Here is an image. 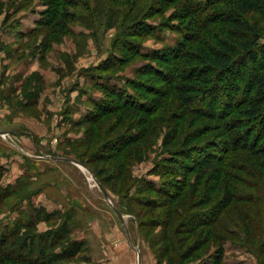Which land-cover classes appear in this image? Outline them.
I'll return each mask as SVG.
<instances>
[{
    "label": "trees",
    "instance_id": "16d2710c",
    "mask_svg": "<svg viewBox=\"0 0 264 264\" xmlns=\"http://www.w3.org/2000/svg\"><path fill=\"white\" fill-rule=\"evenodd\" d=\"M32 1L23 0L21 8ZM38 1L43 8L39 12L40 19L34 30L19 33L21 39L41 28L48 36L55 37L59 23H91L89 15L92 14L97 21L104 17L108 27L125 26L117 34L115 43L119 41L116 43L118 50L126 53L129 59H114L110 54L101 72L121 68L133 58H140L149 65L142 67L136 75L143 74L157 82L153 81L154 89L149 87V78L139 83L136 79L118 77L116 80L123 81L120 87L94 83L112 98V105L117 102L118 106L97 112L96 107L101 108L105 102L97 101L100 104H95L88 122L96 125L98 120L116 109L137 111L143 116L142 120L128 125L125 134L105 143L110 151L102 158L111 160L116 170L122 169L125 156H132V148L135 150L133 157L136 154L139 158L140 153L145 156L144 148L151 137H157L163 127L169 129L163 142L165 157L158 165L161 170L157 173L168 180L156 185L143 181L146 189L162 199L148 202L143 207L152 215L162 209L158 212L157 222L152 225L165 228L161 243L167 246V254L173 253L169 264L192 263L204 254L209 244L217 245V248L207 258L211 259V264H221L225 245L231 243L228 236H238L235 228L226 227L228 222L223 220L224 216L231 220L233 215H241L244 222H237L235 227L246 237L249 235V239L257 231L258 227L254 226L258 224L257 219L262 225L264 46L251 14L257 12L264 16V0H185L188 4H181L179 8L182 12L179 20L185 21L184 26L169 30L181 34L172 45L158 39L159 33L166 30L162 25L148 22L163 9L149 15L142 11L146 6L140 0ZM175 1L160 0L158 5L169 6ZM145 38L156 40L163 48L145 49L137 43ZM95 73L94 77H99V81L114 78L112 75L102 78L100 71ZM156 84H162L164 88H158ZM178 109L184 112L176 113ZM186 116H190L188 120ZM197 120L214 121L215 124L195 127ZM181 126L194 130L183 134ZM108 131L107 125L99 129L102 136L109 134ZM79 163L88 167L103 185L98 178L103 173L93 170L90 162ZM198 208L208 211L194 212ZM39 217L38 211H32L29 216L20 213L19 220L0 228V264H59L65 258L62 252L58 254L55 250L60 248L55 237H45L41 246L36 244L39 236L34 226L41 221ZM23 218L25 221H21Z\"/></svg>",
    "mask_w": 264,
    "mask_h": 264
},
{
    "label": "rangeland",
    "instance_id": "374dc122",
    "mask_svg": "<svg viewBox=\"0 0 264 264\" xmlns=\"http://www.w3.org/2000/svg\"><path fill=\"white\" fill-rule=\"evenodd\" d=\"M13 1L17 3L13 5ZM140 1L146 6L142 11L149 15L163 9L148 21L166 29L159 33V40L172 45L177 37L180 38L181 34L169 30L184 26L185 21L179 20L182 14L179 8L181 4H188L185 0H176L169 6L158 5L160 0ZM22 3L23 0H0V132L8 134L0 135V228L19 220L20 213L29 216L32 211H38L41 221L34 226L39 236L36 244L41 246L45 237H55L60 244L56 252L65 255L59 264H138V253L140 264L171 263L169 257L173 253L167 254V246L161 243L165 228L152 225L162 209L152 215L143 207L162 199L146 189L143 181L156 185L168 180L157 173L165 157L163 142L169 129L163 127L157 137H151L144 148L145 156L140 153L139 158L136 154L133 157L135 150L132 148V156H125L124 167L116 170L111 160L102 158L110 151L105 143L125 134L128 125L142 120V114L116 109L107 116L102 115L96 125L87 119L95 104H100L97 101H105L101 108L96 107L97 112L118 106L117 102L111 104L112 98L96 88L95 82L120 87L123 81L116 80L120 77L141 83L149 77L136 74L149 62L133 58L121 68L101 72L110 54L114 59H129L126 53L118 50L116 43L119 41L115 43L117 34L125 26L108 27L104 17L97 21L89 12L91 23H59L55 37L48 36L41 28L21 39L19 33L28 32L31 25L30 30L35 29L43 9L38 0L24 8H21ZM90 6L94 9L92 3ZM251 21L264 46V16L252 13ZM137 43L150 51L163 48L161 43L150 38ZM97 71L104 76L102 78L111 75L114 78L99 81V77H94ZM150 80L149 87L154 89L153 81L156 80ZM156 86L164 88L162 84ZM141 98L145 97L141 95ZM212 124L214 121H195V127ZM105 125L109 134L102 136L99 129ZM193 130V127L181 126L183 134ZM62 159L90 162L93 170L103 173L99 181L111 205L123 215L124 223L117 218L97 185L88 180L89 175ZM86 169L93 175L88 167ZM7 194L9 196L5 197ZM206 210L198 208L194 212ZM262 216V225L259 219L254 225L258 228L252 239L235 227L237 222H244L241 215L235 214L231 220L223 217L228 222L226 227L235 228L238 236H228L231 243L225 245L221 264H264V212ZM21 221H25L24 218ZM216 248L217 245L209 244L198 260L187 264H197L203 258L198 264H211L207 257ZM72 251L75 254H70Z\"/></svg>",
    "mask_w": 264,
    "mask_h": 264
},
{
    "label": "water",
    "instance_id": "95a60500",
    "mask_svg": "<svg viewBox=\"0 0 264 264\" xmlns=\"http://www.w3.org/2000/svg\"><path fill=\"white\" fill-rule=\"evenodd\" d=\"M6 133L5 132H0V135H5ZM7 135V134H6ZM63 160V159H62ZM63 161H66V162H70L72 164H75L76 166L78 167H81L83 169H85L92 177L93 179V182L97 185V187L99 188L103 198L105 199V201H107L110 205H111V202H110V199H109V196L107 195V193L105 192V190L102 188V186L96 181V179L94 178V176L86 169V167H84L83 165L79 164V163H75L73 161H70V160H66L64 159ZM111 209L113 210V212L115 213V215L117 216V218L124 223V219H123V215L117 210L116 207H114L113 205H111ZM138 264H140V257H139V253H138Z\"/></svg>",
    "mask_w": 264,
    "mask_h": 264
},
{
    "label": "bare ground",
    "instance_id": "6f19581e",
    "mask_svg": "<svg viewBox=\"0 0 264 264\" xmlns=\"http://www.w3.org/2000/svg\"><path fill=\"white\" fill-rule=\"evenodd\" d=\"M81 170L83 171V173H87L89 175L88 180L93 182V179H92L91 175L85 169L81 168Z\"/></svg>",
    "mask_w": 264,
    "mask_h": 264
},
{
    "label": "crops",
    "instance_id": "0c3cea01",
    "mask_svg": "<svg viewBox=\"0 0 264 264\" xmlns=\"http://www.w3.org/2000/svg\"><path fill=\"white\" fill-rule=\"evenodd\" d=\"M31 16H33V15H31ZM31 26H32V25H31ZM31 26L27 29V31H29V30L32 28ZM25 32H26V31H25ZM23 33H24V32H23ZM12 133H14V132H12Z\"/></svg>",
    "mask_w": 264,
    "mask_h": 264
}]
</instances>
